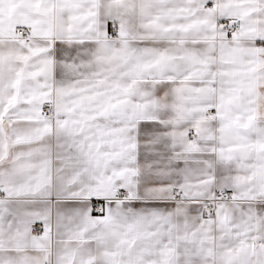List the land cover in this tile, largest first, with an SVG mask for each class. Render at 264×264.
Returning <instances> with one entry per match:
<instances>
[{
    "label": "snow or ice",
    "instance_id": "obj_1",
    "mask_svg": "<svg viewBox=\"0 0 264 264\" xmlns=\"http://www.w3.org/2000/svg\"><path fill=\"white\" fill-rule=\"evenodd\" d=\"M0 264H264V0H0Z\"/></svg>",
    "mask_w": 264,
    "mask_h": 264
}]
</instances>
